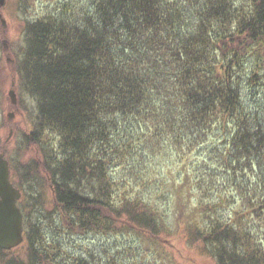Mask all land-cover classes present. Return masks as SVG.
Returning <instances> with one entry per match:
<instances>
[{
	"label": "trees",
	"instance_id": "16d2710c",
	"mask_svg": "<svg viewBox=\"0 0 264 264\" xmlns=\"http://www.w3.org/2000/svg\"><path fill=\"white\" fill-rule=\"evenodd\" d=\"M92 5L25 28L17 76L36 106L25 139L42 157L22 180L52 193L27 198L12 182L24 242L19 255L0 249V264H173L167 236L211 264H264V100L251 105L264 91V0ZM160 153L165 183L143 167ZM92 233L141 249L95 252Z\"/></svg>",
	"mask_w": 264,
	"mask_h": 264
},
{
	"label": "rangeland",
	"instance_id": "374dc122",
	"mask_svg": "<svg viewBox=\"0 0 264 264\" xmlns=\"http://www.w3.org/2000/svg\"><path fill=\"white\" fill-rule=\"evenodd\" d=\"M92 2L93 0H6L0 10L2 19L5 22L3 26L0 21V151L4 152L5 158L11 166L20 167L19 173L16 171L13 178L11 174V181L21 185L19 188L27 198L33 197L37 200L41 197L47 198L52 191L50 187L43 185L39 180H22L23 170L26 169V166H31L33 161L41 163L42 157L39 148L33 142L29 143L25 139V135H28L32 130V122L36 115L35 102L21 89L17 76V69L22 64L26 49L25 28L29 23L45 14H59L63 7L70 10L68 14L73 13L74 16H82L83 13L92 12ZM262 57L261 62L264 65V52ZM256 61L257 57L252 56L249 58L248 65L252 66ZM12 88L16 99L14 105L11 104L8 95L9 90ZM261 89H259L260 94L254 96L251 105L263 102L264 91ZM254 93L253 90L252 95ZM191 160L196 161L197 158H190L189 161ZM144 164L146 175L151 180L165 183L167 177L170 178V175L167 174V153L147 156ZM177 164L172 166L171 169L180 172V166H176ZM23 165L25 167H22ZM224 217H227V215ZM86 237L95 252H99L98 247L101 245L105 248H112L115 244L119 247L120 245L135 244L136 249H141V244L139 246L136 240L126 237H123L122 240H114L94 233ZM71 239L73 238L71 237ZM74 239L76 238L74 237ZM167 239L169 241L165 248L167 253L166 263L173 261V264H211L210 259L205 256L206 252L199 246L190 245L183 237L167 236ZM20 248L21 246L14 250L16 255L20 254ZM101 257L105 262L106 257L104 255H101Z\"/></svg>",
	"mask_w": 264,
	"mask_h": 264
},
{
	"label": "water",
	"instance_id": "95a60500",
	"mask_svg": "<svg viewBox=\"0 0 264 264\" xmlns=\"http://www.w3.org/2000/svg\"><path fill=\"white\" fill-rule=\"evenodd\" d=\"M4 3L5 0H0V9ZM0 21L4 26L5 22L1 14ZM8 95L11 103L16 104L14 91L10 90ZM20 197V191L10 182L8 161L0 153V249L2 250H12L22 243V215L17 207Z\"/></svg>",
	"mask_w": 264,
	"mask_h": 264
},
{
	"label": "bare ground",
	"instance_id": "6f19581e",
	"mask_svg": "<svg viewBox=\"0 0 264 264\" xmlns=\"http://www.w3.org/2000/svg\"><path fill=\"white\" fill-rule=\"evenodd\" d=\"M31 100V99H30ZM34 119V118H33ZM10 127V126H9ZM13 128V127H12ZM14 130V129H13Z\"/></svg>",
	"mask_w": 264,
	"mask_h": 264
}]
</instances>
